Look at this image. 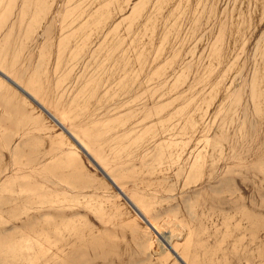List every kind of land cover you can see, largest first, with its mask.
Listing matches in <instances>:
<instances>
[{
    "label": "rangeland",
    "instance_id": "374dc122",
    "mask_svg": "<svg viewBox=\"0 0 264 264\" xmlns=\"http://www.w3.org/2000/svg\"><path fill=\"white\" fill-rule=\"evenodd\" d=\"M43 1L0 71L108 179L0 78V264H264V0Z\"/></svg>",
    "mask_w": 264,
    "mask_h": 264
},
{
    "label": "water",
    "instance_id": "95a60500",
    "mask_svg": "<svg viewBox=\"0 0 264 264\" xmlns=\"http://www.w3.org/2000/svg\"><path fill=\"white\" fill-rule=\"evenodd\" d=\"M0 78L2 80H4L5 82H7L9 85H11L12 87H14L19 93H21L27 100H29L30 102H32L34 105H36L49 119L52 120V122L74 143V145L82 152L84 153V155L87 156V154H85V152L83 151V149L74 141V139L70 136V134L65 131V129L57 122L55 121L51 115H49V113L47 111H45L43 108H41L37 103H35V101L27 94L25 93L23 90H21L15 83H13L10 79H8L5 75H3L2 73H0ZM88 157V156H87ZM89 161L100 171V169L95 165V163L93 162V160H91V158H89ZM100 173L106 178L108 179L101 171ZM111 183V181H109ZM112 186L113 183H111ZM115 187V186H114ZM117 193L127 202V199L124 197V195L116 188ZM131 206V205H130ZM132 207V206H131ZM135 211V210H134ZM149 227V226H148ZM150 228V227H149ZM169 252L173 255V257L175 258V260L179 263V264H183L175 255V253H173L172 251L169 250Z\"/></svg>",
    "mask_w": 264,
    "mask_h": 264
},
{
    "label": "bare ground",
    "instance_id": "6f19581e",
    "mask_svg": "<svg viewBox=\"0 0 264 264\" xmlns=\"http://www.w3.org/2000/svg\"><path fill=\"white\" fill-rule=\"evenodd\" d=\"M106 1V0H105ZM105 1L102 5H100L99 7H103L105 5ZM114 0H111V2H113ZM20 2H22L20 4ZM20 6V8H18L19 10V20L23 21L27 16H30V18H28L29 20H31L32 18L35 17V13L36 10L38 8H40L43 4L44 1L43 0H18V2L15 4L16 6ZM13 14V13H12ZM138 13L136 12V17H138ZM32 17V18H31ZM19 23V22H18ZM21 32H17V35H19ZM1 73V71H0ZM50 115V114H49ZM52 117V116H51ZM55 121H57L54 117H52ZM58 122V121H57ZM59 123V122H58ZM71 136V135H70ZM72 137V136H71ZM73 138V137H72ZM74 139V138H73ZM75 141V139H74ZM76 142V141H75ZM77 143V142H76ZM78 144V143H77ZM79 145V144H78ZM80 146V145H79ZM81 147V146H80ZM82 148V147H81ZM139 215V214H138ZM155 234H157L154 231ZM158 235V234H157ZM170 251H172L174 253V251L172 249L169 248ZM176 255V254H175ZM176 257L181 261V259L176 255ZM182 262V261H181ZM183 263V262H182ZM184 264V263H183Z\"/></svg>",
    "mask_w": 264,
    "mask_h": 264
}]
</instances>
